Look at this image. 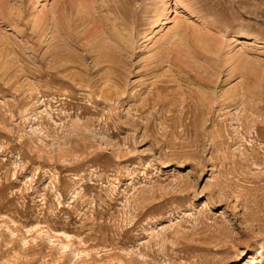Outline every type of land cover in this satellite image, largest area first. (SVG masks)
<instances>
[{"label": "rangeland", "instance_id": "obj_1", "mask_svg": "<svg viewBox=\"0 0 264 264\" xmlns=\"http://www.w3.org/2000/svg\"><path fill=\"white\" fill-rule=\"evenodd\" d=\"M0 264H264V0H0Z\"/></svg>", "mask_w": 264, "mask_h": 264}]
</instances>
